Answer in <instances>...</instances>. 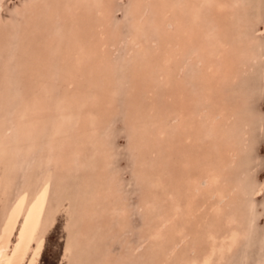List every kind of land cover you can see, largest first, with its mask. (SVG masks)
I'll list each match as a JSON object with an SVG mask.
<instances>
[{"label": "rangeland", "instance_id": "rangeland-1", "mask_svg": "<svg viewBox=\"0 0 264 264\" xmlns=\"http://www.w3.org/2000/svg\"><path fill=\"white\" fill-rule=\"evenodd\" d=\"M47 173L36 264H264V0H0V234Z\"/></svg>", "mask_w": 264, "mask_h": 264}, {"label": "bare ground", "instance_id": "bare-ground-1", "mask_svg": "<svg viewBox=\"0 0 264 264\" xmlns=\"http://www.w3.org/2000/svg\"><path fill=\"white\" fill-rule=\"evenodd\" d=\"M220 6H222V5H220ZM165 11L163 10L164 14L167 13V12L165 13ZM196 11L197 10H195L194 12H196ZM102 44H104V43H102ZM98 45H99V43H98ZM173 46H175V45H173ZM166 60L167 61H170L171 60V57L170 56L169 57L167 56ZM22 111H25L26 112V110H22ZM22 111H21V113H22ZM25 116H22V117H25ZM1 129H2V127H1ZM4 133H5V131H4ZM230 145H232V144H230ZM3 148H5V147H3ZM215 175H217V174H215ZM49 177H50V174L47 173V176L43 179L42 182H40V184L37 186V188H35L33 190V192L30 195H28L26 198H24L21 201H19L15 205V207L13 208L12 213H11V216H10V219H9L8 222L6 221V224L7 225L4 224V225H6V227L4 228V230L2 231V233L0 234V264H26V261H27L28 257L30 256V253L32 251V248H33V246H35L34 244H37V243H34V242H37V238H38V235H39L40 228L43 225V221H44V210H45V206H46V202H47L46 200H47L48 191H49ZM45 219H48V218H45ZM53 219H54L53 217L49 218V224H51V222H52ZM20 221H21V224H22L21 229H20V235H19L20 237H19V239L16 242H13L12 237H13L16 229L18 228L17 226L20 223ZM159 229H160V226L157 227V231ZM41 244L42 243L39 242L37 244V247L34 249V251H32L31 257H29V258H31L30 259L31 260L30 261L31 262L30 264H36V259H37V256H38L39 252H40ZM69 250H70V247L66 251L68 252ZM210 256H211V253L209 252L204 257V259L202 258L201 261L200 260L198 261V259L196 258L197 260H194L193 261V264H209ZM27 264H29V263H27Z\"/></svg>", "mask_w": 264, "mask_h": 264}]
</instances>
